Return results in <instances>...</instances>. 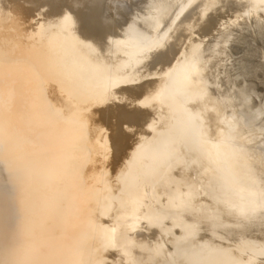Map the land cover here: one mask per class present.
Segmentation results:
<instances>
[{"label": "water", "instance_id": "obj_1", "mask_svg": "<svg viewBox=\"0 0 264 264\" xmlns=\"http://www.w3.org/2000/svg\"><path fill=\"white\" fill-rule=\"evenodd\" d=\"M0 264H264V0H0Z\"/></svg>", "mask_w": 264, "mask_h": 264}]
</instances>
